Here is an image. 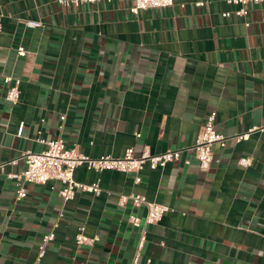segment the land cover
Masks as SVG:
<instances>
[{
  "label": "crops",
  "instance_id": "obj_1",
  "mask_svg": "<svg viewBox=\"0 0 264 264\" xmlns=\"http://www.w3.org/2000/svg\"><path fill=\"white\" fill-rule=\"evenodd\" d=\"M130 5L0 0V164L42 150L39 140L62 139L93 158L185 149L212 111L228 138L264 124V3L177 0L138 15ZM241 7L246 15L236 16ZM5 77L20 81L15 105ZM243 157L251 166L238 164ZM23 168L19 160L5 172ZM139 175L137 184L135 174L80 167L74 179H99L102 191H76L64 202L58 182L27 184L17 200L14 182L0 173V264H130L140 229L128 218L143 219L146 209L130 200L119 206L121 194L170 209L145 228L142 264H264V131L215 146L206 171L182 153ZM78 227L98 240L76 245Z\"/></svg>",
  "mask_w": 264,
  "mask_h": 264
},
{
  "label": "built area",
  "instance_id": "obj_2",
  "mask_svg": "<svg viewBox=\"0 0 264 264\" xmlns=\"http://www.w3.org/2000/svg\"><path fill=\"white\" fill-rule=\"evenodd\" d=\"M64 5L74 4L78 6L81 2H94L96 0H57ZM120 2L130 3L129 11L133 15H138L140 11L147 9H162L174 4L177 0H118ZM227 4L235 6H243L248 3H264V0H226ZM183 5V4H182ZM201 7L204 2L198 1L194 4ZM236 16L242 17L246 15L243 7L234 11ZM231 12H224L223 17H229ZM28 27H39L40 23L29 21L26 23ZM23 51H19V55H23ZM4 81L8 84L6 100L15 105L20 100V81L11 77H5ZM216 112L212 111L205 118L201 130L196 138L195 144L177 150H167L158 154H153L147 147H144L138 154L134 153L133 148L125 150L123 156L113 157L104 155L93 158L85 155L77 150L76 147H67L62 139L56 140H39L44 148L38 152L26 151L20 154L18 159L0 164V173L6 174L9 180L14 182L16 187V198L21 200L27 196L26 185L38 184L45 185L49 182H58L60 188L59 196L64 202L72 200L76 191L91 193L95 196L102 191L100 180L96 179L92 183H81L74 179L75 171L84 167L88 171L100 174L104 171H117L125 174H135V183L141 182L140 172L147 166L150 170H163L167 165L181 160L182 153L192 156L198 163L200 170L206 171L213 162V148L215 146L225 147L228 141L234 140L240 142L248 140L250 135L255 132H263L262 126H253L247 132L228 138L219 133L215 128ZM64 119V118H61ZM23 124L20 125L22 128ZM139 137V134H137ZM21 160L24 168L19 173H6L5 167L15 165ZM184 163L190 164V159L186 158ZM238 164L242 167H249L252 164L250 157H243L238 160ZM131 201L135 208L144 207L146 214L143 219L136 215H130L128 223L137 229H140V236L136 245L135 254L130 260V264H142L141 252L144 248L147 236L145 228L161 221L163 216L170 211L168 206L149 201L140 194H121L118 197V205L124 206L127 201ZM55 227H58L56 224ZM55 238L54 231L46 234L42 238L41 245L38 247L37 258L40 260L45 254V245ZM98 240L97 237H89L85 234L84 227H78L74 236L75 244L78 246H92ZM144 264H152L151 259H146Z\"/></svg>",
  "mask_w": 264,
  "mask_h": 264
}]
</instances>
